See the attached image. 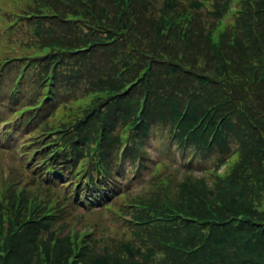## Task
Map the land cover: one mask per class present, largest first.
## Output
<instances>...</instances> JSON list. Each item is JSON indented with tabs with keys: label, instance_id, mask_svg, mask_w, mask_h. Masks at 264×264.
I'll return each mask as SVG.
<instances>
[{
	"label": "trees",
	"instance_id": "1",
	"mask_svg": "<svg viewBox=\"0 0 264 264\" xmlns=\"http://www.w3.org/2000/svg\"><path fill=\"white\" fill-rule=\"evenodd\" d=\"M4 46L0 264H264V0H0Z\"/></svg>",
	"mask_w": 264,
	"mask_h": 264
},
{
	"label": "rangeland",
	"instance_id": "2",
	"mask_svg": "<svg viewBox=\"0 0 264 264\" xmlns=\"http://www.w3.org/2000/svg\"><path fill=\"white\" fill-rule=\"evenodd\" d=\"M1 24L3 26H7L8 25V23L5 22L4 20L1 21ZM1 50H5V46L4 47H1L0 48V51ZM21 50L24 52L23 54H28V53H26V50L24 48H22ZM7 52H10V53L11 52H15V54L19 55V50H16V48H15V51H14V47H12V46H8V51ZM2 132H3L2 129H0V133H2ZM5 171H8L7 167H5ZM21 187L22 186H17L16 189L21 188ZM91 229L94 230V232L92 233V235L94 236V233H96V229L93 226L91 227V225H88V226H86V225H84V226L78 225L75 228V232L76 233L85 232V233L89 234V233L92 232Z\"/></svg>",
	"mask_w": 264,
	"mask_h": 264
}]
</instances>
